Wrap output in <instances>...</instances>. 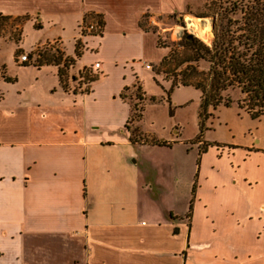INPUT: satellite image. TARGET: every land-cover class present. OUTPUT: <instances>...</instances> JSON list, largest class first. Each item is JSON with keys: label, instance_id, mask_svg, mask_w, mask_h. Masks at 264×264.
Instances as JSON below:
<instances>
[{"label": "crops", "instance_id": "obj_1", "mask_svg": "<svg viewBox=\"0 0 264 264\" xmlns=\"http://www.w3.org/2000/svg\"><path fill=\"white\" fill-rule=\"evenodd\" d=\"M175 3L0 0L1 16L31 25L34 18L37 30L44 20L61 31L73 21V41L83 47L64 87L59 67L39 68L55 69L54 101L0 108V264H264V116L252 120L233 106L227 110L237 119L223 126V107L209 109L192 140L179 130L175 139L158 138L129 123L127 95L138 86L144 98L142 81L152 71L145 65L168 53L141 21L195 5ZM96 16L100 35L81 38L79 26ZM54 41L74 59V42L66 53L61 35L34 47ZM95 63L97 80L76 84L74 76ZM13 81L0 62V83ZM193 147L190 182L178 192ZM160 150L172 156L158 164L162 174L146 160Z\"/></svg>", "mask_w": 264, "mask_h": 264}, {"label": "rangeland", "instance_id": "obj_2", "mask_svg": "<svg viewBox=\"0 0 264 264\" xmlns=\"http://www.w3.org/2000/svg\"><path fill=\"white\" fill-rule=\"evenodd\" d=\"M179 1L176 0L177 4H175L179 5ZM190 1L195 5L188 7L184 13H176L166 17L151 18L150 16H146L141 21L144 29L154 32L162 42L168 45L180 41L184 34H188L210 46L216 25L220 23L224 14L226 15L230 11L229 1ZM191 18L195 19L202 26L203 31L210 35V42L203 41L194 32L189 23V19ZM28 20L29 18L0 20V62L5 63L8 75L14 78L12 83H0V94L4 100L0 104L1 109L12 108L15 105L17 106L20 103L28 101L31 103L54 101L56 95H54L53 91H59L55 69L43 68L38 70L33 66H16L14 64L16 57L21 54H28L30 62L27 64L32 65L37 60L38 54H44L48 60L55 61L63 66L65 60L68 58L65 57L64 52L59 50V43L54 41L34 47L36 44L43 43L45 40L52 39L57 35H61L66 53L72 52L73 42L74 48L77 47L81 53L83 51L80 41H73V35L75 36L77 33V30L74 29L73 21L64 24V30L61 31L59 27H52L49 20H44L43 29L41 30L35 29L36 21L34 18L31 19L34 28L30 23H27ZM92 23H96L94 18H86L78 28L79 35H87L85 28ZM17 47L20 50L17 51L13 59ZM71 69H62L65 74V81L67 82L69 81V71ZM199 69L205 70L206 67L200 64ZM151 70L147 71L142 81L144 98L139 89H137L138 86L132 90L131 95H127L132 118L135 119L136 115H141L139 121L141 129L149 135H154L158 138L167 137L168 139H175L174 130H179L180 139H194L202 131L201 122H205L203 118H200V92L191 87L179 86L171 88V85L163 80L162 68L157 65L152 67ZM153 71L158 72V75H155ZM79 74H81V71L74 76L76 84H79ZM229 96L232 100V107L236 106L237 101L241 98L238 92H232ZM223 109L219 117V122L223 126L230 125L237 119L235 112L227 110L224 107ZM246 122L249 125H257L254 121ZM130 124H132L131 121ZM258 126L260 127V131L264 129V119ZM213 133L216 137L221 135L219 131ZM228 135L231 136V134ZM202 147L204 148V146ZM181 150H183L182 147L177 152ZM191 151L193 156L189 155L185 158V166L181 169L182 174L177 188L178 192H181L190 182L189 167H192V161L195 164L194 157L196 156V149L193 147ZM146 157L147 162L152 167L151 169L153 170L155 168L154 172H160V174L163 171L161 167H158V164L164 165L172 159V156L164 150L150 153Z\"/></svg>", "mask_w": 264, "mask_h": 264}, {"label": "trees", "instance_id": "obj_3", "mask_svg": "<svg viewBox=\"0 0 264 264\" xmlns=\"http://www.w3.org/2000/svg\"><path fill=\"white\" fill-rule=\"evenodd\" d=\"M228 1L230 11L216 25L210 46L188 34L170 45L158 37L157 46L168 50L158 66L162 68L163 80L171 88L191 87L200 92V118L206 120L210 116L207 114L209 109L214 112L220 106L232 107L229 95L238 92L241 98L237 101V108L252 120H258L264 116V0ZM92 18L101 28V19L97 16ZM7 19L0 15V20ZM74 55V59H66L62 67L45 58L44 54H38L32 65H24L37 69L46 65L59 67L58 78L64 87L62 69L73 68L76 60L80 59L81 52L77 47ZM200 64L206 69L200 70ZM154 73L158 75V72ZM79 78L78 85L87 87L97 80V75L83 71ZM140 118L141 115H136L135 119L131 116L130 121L137 123ZM153 145L166 146L165 143Z\"/></svg>", "mask_w": 264, "mask_h": 264}, {"label": "built area", "instance_id": "obj_4", "mask_svg": "<svg viewBox=\"0 0 264 264\" xmlns=\"http://www.w3.org/2000/svg\"><path fill=\"white\" fill-rule=\"evenodd\" d=\"M86 32H87V35H98L100 34V27L96 24V23H92V24H89L86 28H85ZM86 35L84 34H80V37H85ZM15 62L16 64L18 65H22V64H27L30 62L29 60V55L28 54H21L19 55L18 57H16L15 59ZM99 64L98 63H95L93 64L92 66L89 67V69H85L86 71H90L92 73H95L98 71L99 69ZM145 68L147 70H151V66L149 65H145Z\"/></svg>", "mask_w": 264, "mask_h": 264}, {"label": "bare ground", "instance_id": "obj_5", "mask_svg": "<svg viewBox=\"0 0 264 264\" xmlns=\"http://www.w3.org/2000/svg\"><path fill=\"white\" fill-rule=\"evenodd\" d=\"M189 23L194 32H196L203 41L207 43L210 42V35L203 31L202 26L195 19H189Z\"/></svg>", "mask_w": 264, "mask_h": 264}]
</instances>
